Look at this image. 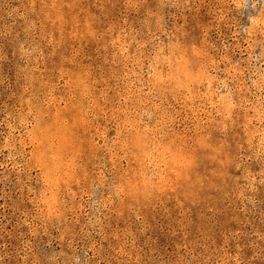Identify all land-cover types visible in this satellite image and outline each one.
Instances as JSON below:
<instances>
[{
	"label": "rangeland",
	"instance_id": "1",
	"mask_svg": "<svg viewBox=\"0 0 264 264\" xmlns=\"http://www.w3.org/2000/svg\"><path fill=\"white\" fill-rule=\"evenodd\" d=\"M0 264H264V0H0Z\"/></svg>",
	"mask_w": 264,
	"mask_h": 264
}]
</instances>
